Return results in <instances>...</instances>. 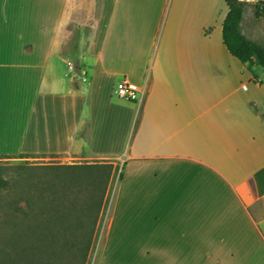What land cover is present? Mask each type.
Listing matches in <instances>:
<instances>
[{
  "label": "crops",
  "instance_id": "1",
  "mask_svg": "<svg viewBox=\"0 0 264 264\" xmlns=\"http://www.w3.org/2000/svg\"><path fill=\"white\" fill-rule=\"evenodd\" d=\"M0 6V156L112 166L99 264H264V71L223 45V0Z\"/></svg>",
  "mask_w": 264,
  "mask_h": 264
},
{
  "label": "trees",
  "instance_id": "2",
  "mask_svg": "<svg viewBox=\"0 0 264 264\" xmlns=\"http://www.w3.org/2000/svg\"><path fill=\"white\" fill-rule=\"evenodd\" d=\"M223 1L227 7L223 45L241 64L264 71V48L246 39L239 29L247 3ZM253 11L256 19H264V2L254 4ZM111 171L109 164L0 165V264H58L59 256L48 257L49 251L58 248H78L72 263L86 264ZM73 192L80 193L83 202L80 217L70 219L76 206L69 197ZM77 231L79 235L73 237Z\"/></svg>",
  "mask_w": 264,
  "mask_h": 264
},
{
  "label": "rangeland",
  "instance_id": "3",
  "mask_svg": "<svg viewBox=\"0 0 264 264\" xmlns=\"http://www.w3.org/2000/svg\"><path fill=\"white\" fill-rule=\"evenodd\" d=\"M0 5H1V0H0ZM1 9V6H0ZM253 68H258L259 70H261V68L259 66H253ZM0 165H4V166H22V165H28V166H34V167H38V166H51V165H64L62 163H60L59 161L56 160H49L46 158L43 159H34L32 157H28V158H21L20 156L16 155L14 156V158H0ZM34 172H36V170H34ZM115 176L113 178V182L110 185V189L106 191L105 194V201H104V205L103 208L101 210V213L99 215V220L97 222L96 225V229H95V234L93 236V240H92V244L91 247L89 249L88 252V257H87V262L86 264H99L100 262V258H101V251H102V244H103V239H104V231L106 232V227H107V214L110 208V204L113 198V194H114V183H115ZM71 197V199L73 200V204L76 203L75 205V209L74 207L71 210V218H75L78 216L80 217V209H82V202L83 200L81 199L83 196L78 193L76 194L75 192L71 193V195L69 196ZM68 214V213H67ZM73 214V215H72ZM80 232H75L73 233V237H77L79 235ZM115 236L112 235L110 237V240H120L121 244L123 246L126 245V247H130L133 248L135 247L136 244V239L135 238H126V241H124V238H114ZM110 246V245H109ZM59 256V260H58V264H73V261H76L77 257H78V248H76L75 251H69V250H64V249H60L59 248L57 250H52L49 251L48 253V257H52V256ZM76 256V257H75ZM127 260H125L124 255L121 258L120 262H126ZM103 263V262H102ZM105 263V262H104Z\"/></svg>",
  "mask_w": 264,
  "mask_h": 264
},
{
  "label": "built area",
  "instance_id": "4",
  "mask_svg": "<svg viewBox=\"0 0 264 264\" xmlns=\"http://www.w3.org/2000/svg\"><path fill=\"white\" fill-rule=\"evenodd\" d=\"M251 1V0H244ZM114 94L120 100L135 102L138 99V91L134 89L126 80H121L114 87Z\"/></svg>",
  "mask_w": 264,
  "mask_h": 264
}]
</instances>
